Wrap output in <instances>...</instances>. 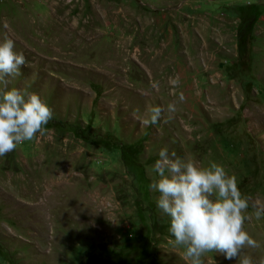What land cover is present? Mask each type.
I'll list each match as a JSON object with an SVG mask.
<instances>
[{
  "label": "rangeland",
  "instance_id": "1",
  "mask_svg": "<svg viewBox=\"0 0 264 264\" xmlns=\"http://www.w3.org/2000/svg\"><path fill=\"white\" fill-rule=\"evenodd\" d=\"M0 264H264V0H0Z\"/></svg>",
  "mask_w": 264,
  "mask_h": 264
},
{
  "label": "trees",
  "instance_id": "2",
  "mask_svg": "<svg viewBox=\"0 0 264 264\" xmlns=\"http://www.w3.org/2000/svg\"><path fill=\"white\" fill-rule=\"evenodd\" d=\"M239 37H240V39H241V36H239ZM55 126H57L58 128H60V127L62 128V126L59 127V125H57V124H56ZM76 133H77V131H76Z\"/></svg>",
  "mask_w": 264,
  "mask_h": 264
}]
</instances>
